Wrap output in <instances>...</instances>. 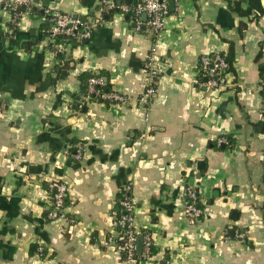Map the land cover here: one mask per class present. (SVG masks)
I'll use <instances>...</instances> for the list:
<instances>
[{
  "label": "crops",
  "instance_id": "1",
  "mask_svg": "<svg viewBox=\"0 0 264 264\" xmlns=\"http://www.w3.org/2000/svg\"><path fill=\"white\" fill-rule=\"evenodd\" d=\"M101 1L33 0L17 25L0 10V264H128L108 243L127 186L156 250L146 264H264V0H168L160 35L120 8L136 0ZM47 8L89 35L52 44ZM215 51L235 71L209 88L201 58ZM151 55L162 71L143 104ZM84 73L127 100H92ZM52 180L68 186V220L49 218Z\"/></svg>",
  "mask_w": 264,
  "mask_h": 264
},
{
  "label": "built area",
  "instance_id": "2",
  "mask_svg": "<svg viewBox=\"0 0 264 264\" xmlns=\"http://www.w3.org/2000/svg\"><path fill=\"white\" fill-rule=\"evenodd\" d=\"M33 5V0H0V10L9 13L15 25H17L24 13H30L32 11ZM114 6L115 0H102L99 12L103 13ZM22 7H24L23 10L21 9ZM120 8L124 12L132 14L136 22L140 14L145 12L147 14V28L157 35H160L166 27L169 16L168 0H136L133 6L122 4ZM45 13V20L48 22L46 35L52 44H57L58 37L82 39L89 35L92 22L90 23L88 21L83 23L78 18L56 8H47ZM137 29H140L139 23ZM201 64L207 77V81L204 83L206 86L215 88L226 83L224 71L229 67V63L220 51L202 56ZM144 68L151 83L140 97V100L143 104H148L157 93V80L162 71V65L154 55H151L148 57ZM104 83L103 77H90L88 80V93L96 94L103 99L115 100L117 102H125L127 100L124 95L116 91L101 92L97 89L98 86ZM219 142L226 143L227 139L222 137L219 139ZM79 156L78 154V157ZM49 190L52 198V208L49 212V218L53 220H68L66 204L68 195L67 184L60 180H52L49 183ZM200 201L201 196L199 188L196 186H188L186 190L184 212L195 220L205 215V210L201 206ZM119 205L122 209V213L114 222L108 237V243L116 245L117 253L122 256L126 263L146 264L153 258V239L148 231H139L135 226L136 204L130 193V186L123 189L119 199ZM140 232L144 235V244L142 252L139 254L136 250V244L137 235ZM138 256H142V258L139 259ZM154 264L160 263L156 262Z\"/></svg>",
  "mask_w": 264,
  "mask_h": 264
},
{
  "label": "trees",
  "instance_id": "3",
  "mask_svg": "<svg viewBox=\"0 0 264 264\" xmlns=\"http://www.w3.org/2000/svg\"><path fill=\"white\" fill-rule=\"evenodd\" d=\"M22 10L24 9V7L21 8ZM63 37H58L57 38V43L59 42L60 39H62ZM223 56L225 57V59L228 61L229 63V67L224 71V74H228V73H231V72H234L235 71V68H234V54L233 52H230V53H222ZM260 75L262 77V89H261V95H262V99H263V104H264V64L260 65ZM92 76H100L102 77L100 74H96V73H84L81 75V79H82V82H83V89H84V93L86 95H89V97L92 99V100H98V101H101V100H105L103 98H101L99 95H96V94H89L88 93V80L90 77ZM104 84L103 85H100L97 87V89H99L101 92H111V91H114L113 89H111V85H110V82L108 80H105L104 79ZM107 100V99H106ZM111 102H117L115 100H110ZM264 114V113H263ZM254 127H255V130L258 131V132H261V133H264V121H259L257 123L254 124ZM233 139H231L230 137H227V142L226 144H224L225 147H232L233 146ZM67 203V201H66ZM146 230H143V232H145ZM155 248L153 246L152 248V254L155 253ZM139 259L142 258V256H138Z\"/></svg>",
  "mask_w": 264,
  "mask_h": 264
},
{
  "label": "water",
  "instance_id": "4",
  "mask_svg": "<svg viewBox=\"0 0 264 264\" xmlns=\"http://www.w3.org/2000/svg\"><path fill=\"white\" fill-rule=\"evenodd\" d=\"M38 1L39 0H35V2H37V3H38ZM119 4H121V3L119 2ZM143 17H147V14L145 12L143 13ZM201 164H202V162L199 163V168H201ZM200 174L201 173H199L197 176L200 177L201 176ZM143 244H144V235H143V233L140 232L137 235V244H136L137 253L140 254L142 252Z\"/></svg>",
  "mask_w": 264,
  "mask_h": 264
}]
</instances>
